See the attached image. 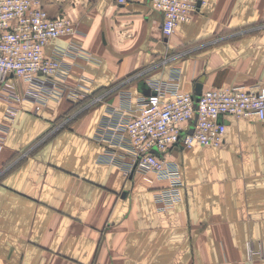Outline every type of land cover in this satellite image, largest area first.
I'll list each match as a JSON object with an SVG mask.
<instances>
[{"label":"crops","instance_id":"0c3cea01","mask_svg":"<svg viewBox=\"0 0 264 264\" xmlns=\"http://www.w3.org/2000/svg\"><path fill=\"white\" fill-rule=\"evenodd\" d=\"M38 1L78 30L45 53L72 41L97 62L68 60L76 97L42 105L38 86L9 76L13 119L0 82V264H264V121L226 117L219 148L174 149L170 208L157 197L169 182L108 142L148 80L176 76L193 95L200 81L264 87V0H199L168 39L150 0Z\"/></svg>","mask_w":264,"mask_h":264},{"label":"built area","instance_id":"2783aa9c","mask_svg":"<svg viewBox=\"0 0 264 264\" xmlns=\"http://www.w3.org/2000/svg\"><path fill=\"white\" fill-rule=\"evenodd\" d=\"M116 1L125 4L131 0ZM150 3L161 14V34L168 39L180 24L191 21L199 0H150ZM77 35L78 30L70 19L63 15L49 16L38 0H0V82L12 91L5 97L7 119L16 116L22 99L11 86H6L11 75L39 87L31 95L39 105L50 99L76 97L65 87L69 73L65 64L77 58L96 63V58L72 41L50 54L45 53V47L53 39ZM146 84L147 95L128 110L127 119L115 130L113 141L108 142L127 151L134 170L152 173L169 182V189L157 197L164 207L170 208L178 199L182 185L172 151L190 150L194 146L219 148L226 131L223 122L226 117L264 121V87L209 88L201 91L196 100L193 94L180 91L176 76L163 81L148 80ZM152 149L157 153H152Z\"/></svg>","mask_w":264,"mask_h":264},{"label":"water","instance_id":"95a60500","mask_svg":"<svg viewBox=\"0 0 264 264\" xmlns=\"http://www.w3.org/2000/svg\"><path fill=\"white\" fill-rule=\"evenodd\" d=\"M201 91H202V88H201V81H200V83H198V84L196 85V88H195L194 96H195V99H196V100H198V98H199V96H200V94H201ZM147 93H148V92H147ZM146 95H147V94H146ZM194 108H195V109L197 108V105H196V104L194 105ZM196 118H197V115H195V119H194V121L192 122V124L195 123ZM151 152H152V153H157V151H156L155 149H152Z\"/></svg>","mask_w":264,"mask_h":264}]
</instances>
